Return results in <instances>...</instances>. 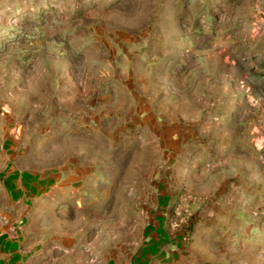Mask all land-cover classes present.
I'll list each match as a JSON object with an SVG mask.
<instances>
[{"label":"rangeland","instance_id":"rangeland-1","mask_svg":"<svg viewBox=\"0 0 264 264\" xmlns=\"http://www.w3.org/2000/svg\"><path fill=\"white\" fill-rule=\"evenodd\" d=\"M25 230L72 264H264V0H0V232Z\"/></svg>","mask_w":264,"mask_h":264},{"label":"crops","instance_id":"crops-1","mask_svg":"<svg viewBox=\"0 0 264 264\" xmlns=\"http://www.w3.org/2000/svg\"><path fill=\"white\" fill-rule=\"evenodd\" d=\"M58 245L57 236H46L43 230H25L16 239L3 231L0 232V264H72L77 260L78 255L74 253L68 262V255L62 256ZM80 255L82 261L89 263L93 257L86 253Z\"/></svg>","mask_w":264,"mask_h":264}]
</instances>
